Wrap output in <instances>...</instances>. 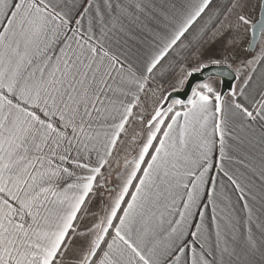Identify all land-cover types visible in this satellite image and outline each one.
Here are the masks:
<instances>
[{
    "label": "snow or ice",
    "instance_id": "1",
    "mask_svg": "<svg viewBox=\"0 0 264 264\" xmlns=\"http://www.w3.org/2000/svg\"><path fill=\"white\" fill-rule=\"evenodd\" d=\"M211 4L184 0L158 16L143 0H0V264H250L242 251L264 252V197L256 216L252 181L237 175L255 166L230 154L241 133L264 128V77L254 83L264 66V0L255 19L248 0H225L209 25L213 43L245 31L250 59L235 69L219 59L186 73L182 65L186 98L160 92L150 112L142 99L156 95L155 69ZM132 24L150 27L154 47L136 70L131 48L113 49L135 40ZM221 67L239 82L228 93L216 87ZM129 140L135 155L105 199L103 169ZM258 178L264 192V152Z\"/></svg>",
    "mask_w": 264,
    "mask_h": 264
},
{
    "label": "crops",
    "instance_id": "2",
    "mask_svg": "<svg viewBox=\"0 0 264 264\" xmlns=\"http://www.w3.org/2000/svg\"><path fill=\"white\" fill-rule=\"evenodd\" d=\"M73 0H69V3H72ZM76 3H79L80 0H75ZM125 4L132 3V0H122ZM145 4L154 3L155 7L152 11L156 12L158 16H163L165 14V9L170 10V6L173 3H180L184 2V0H143ZM260 2V0H248V7L246 9V14L249 16L250 19H255L257 16L256 6ZM75 11V10H74ZM149 16L151 13L149 12ZM141 20L145 21V17L141 16ZM153 21L152 23H155ZM125 23H128V20H125ZM147 23V21H145ZM74 25V21H73ZM85 28L87 27V20L84 22ZM163 27V25H161ZM132 32L135 34V40H128L127 45H124V40L128 39L127 37H122L120 41V45H116L113 43V49L116 50L120 48L121 50L124 47L131 48L133 50V63L135 65L134 70L141 69L144 60L151 55L154 50L153 47V40H152V32L150 27L148 28H138L135 24L131 25ZM163 34V33H161ZM211 33L206 38V40L198 47V49L194 52V55L201 54L202 63H207L211 59H219L223 62H226L232 65V68L235 69L233 61L240 58L246 51L248 46V36L245 31H241L236 33L233 31L232 33L225 36L222 40H219L215 43L210 41ZM234 40V44H230L229 41ZM216 82L217 90H220V79L214 78ZM151 87L153 90L156 91V95L149 94L147 96L142 97L143 100L147 101L148 104V111H151L152 106L155 102H157V98L159 92L154 85L158 87V81L154 75L150 81ZM237 84V81L235 82ZM182 87H174L172 89H180ZM141 109H137L136 111L139 112ZM137 131L139 130V125H136ZM264 132V128L261 127L259 122L255 123L251 130L241 133L240 135L243 137V144H233V149L230 154H234L237 157H245L247 160L251 161L252 165L255 166L254 168H240L237 175L241 173L246 177L244 180L245 183L248 180L252 181V193L250 195H255L256 199L254 201H250L254 208V214L258 216L260 214L259 209L261 208V198L264 197V192L261 191L260 188V181L258 178V167L261 158L262 152H264V143L261 142V134ZM133 128L130 126L128 129L129 137L132 136ZM121 140H124V137H121ZM158 142V141H157ZM135 147L129 140L121 145H118V150L113 153L111 163V169L105 167L103 169L104 173V180L108 181V184L105 185V188H100L99 192L103 194L104 198L107 199L108 192L106 191L107 187L115 188L120 181L117 179V173L121 172L124 168V158L127 156L128 159H131L135 153L132 151V148ZM218 156V151L216 152ZM150 158V157H149ZM233 170H236V165H230ZM256 170L257 174L253 176V171ZM218 170L212 169V172L215 174ZM103 181H98V184L102 183ZM224 183L226 185V192L228 195L231 196V201L235 204L237 212L239 216L243 217L246 216V213L241 210V204L237 200V195L234 193L232 187L224 178ZM217 188H220V184H217ZM134 190V187L132 188ZM130 198V196L128 197ZM206 199V197H205ZM100 205V197L99 195L94 198V204L92 206V211L98 212ZM211 216V206L208 207V211L206 214V219ZM254 235L256 236L257 240H259V233L254 230ZM241 257L244 261H249L250 264H264V252H262L259 248L249 252H241Z\"/></svg>",
    "mask_w": 264,
    "mask_h": 264
},
{
    "label": "trees",
    "instance_id": "3",
    "mask_svg": "<svg viewBox=\"0 0 264 264\" xmlns=\"http://www.w3.org/2000/svg\"><path fill=\"white\" fill-rule=\"evenodd\" d=\"M224 2L225 0H212L211 7L205 14L202 15L201 18H199L188 35L182 40L181 45L184 47L178 45L166 58L162 60L159 66L155 69L153 75L156 78V81L160 79V83H164L162 78L164 79L170 76L184 62V59L198 47L192 48L191 51H189L186 47L189 40L193 39L195 35L201 34L206 27L209 29L208 34L213 30L212 27H209L211 19L215 17ZM217 23L219 22L217 21ZM262 77H264V66H259L255 69L254 83L257 85L262 83Z\"/></svg>",
    "mask_w": 264,
    "mask_h": 264
},
{
    "label": "rangeland",
    "instance_id": "4",
    "mask_svg": "<svg viewBox=\"0 0 264 264\" xmlns=\"http://www.w3.org/2000/svg\"><path fill=\"white\" fill-rule=\"evenodd\" d=\"M209 34H208V36H209ZM208 36H206V38ZM206 38H205V40H206ZM198 47L188 57H186L184 59V62L170 76H168V77H166L164 79L162 78V80H164V83L161 84L160 83V79H158L159 81L157 80L158 81V87H157V85H154V87L157 88V91L159 93L160 92H164V93L167 94L174 87H183V86H181L179 84V80L182 78L181 66L185 65L184 73H186L191 68L198 67V64L202 63L201 54L199 53V55H194V52L198 49ZM250 58L251 57L248 56L247 53L245 52L240 58H238L237 60L233 61L232 63H234L235 67H238L239 66V62L241 60H245L246 61L247 59H250ZM237 83H239V82L237 81Z\"/></svg>",
    "mask_w": 264,
    "mask_h": 264
},
{
    "label": "water",
    "instance_id": "5",
    "mask_svg": "<svg viewBox=\"0 0 264 264\" xmlns=\"http://www.w3.org/2000/svg\"><path fill=\"white\" fill-rule=\"evenodd\" d=\"M248 47V46H247ZM218 72H225L226 75L217 76L215 78L220 79V90L224 93H228L230 87L235 84L236 80L233 79V73L229 71L227 68H218L216 69ZM207 75V70L204 73H195L193 77L190 78L191 84H195L196 82L202 80ZM191 92V86H183L181 89H177V91L170 90L168 93L172 94V98H177V96L186 98ZM170 102V101H169Z\"/></svg>",
    "mask_w": 264,
    "mask_h": 264
}]
</instances>
